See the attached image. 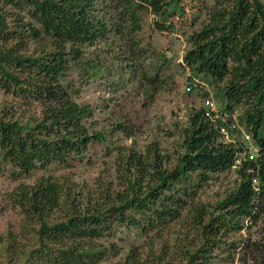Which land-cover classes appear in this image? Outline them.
<instances>
[{"label":"trees","instance_id":"1","mask_svg":"<svg viewBox=\"0 0 264 264\" xmlns=\"http://www.w3.org/2000/svg\"><path fill=\"white\" fill-rule=\"evenodd\" d=\"M1 1L26 12L34 22L28 23L25 33L0 11V42L4 44L0 88L18 101V106L4 102L0 107V156L22 173L45 169L53 162L66 163L70 157L81 158L94 139L104 138L100 131L89 130L86 117L91 109L73 100L74 89L67 84L66 77L82 60L80 47L113 33L131 44L130 55L137 56L135 34L142 27L143 12L153 14L156 29L173 32L170 17L183 11V0ZM219 15L214 28L207 26L206 33L198 34L201 40H192L184 60L195 75L205 74L216 82V103L208 92L203 96L214 102L220 117L210 120L203 105L192 112L183 129L182 152L168 167L155 146L144 155L121 152L123 188L105 187L100 200L85 198L83 206L76 196L67 197L70 192L52 176L20 187L19 204L29 217L24 218L23 227L34 241L26 244L20 260L11 258L14 248L9 231L2 248L7 261L2 264H100L110 255L118 257L110 264H147L148 259L142 261L134 248L120 255L124 251L113 235L122 227L162 233L181 217L196 236L192 240L183 231L177 242L183 264H211L217 250L231 255L243 249V240L231 235L264 214V0H229ZM238 34L245 37L246 46L238 47ZM25 37L42 42L41 51H24ZM67 42L78 47L66 48ZM228 60L233 63L232 75L222 85ZM103 68L97 61L85 66L89 76ZM186 86L188 92L201 84L190 79ZM32 105L39 106L38 115L24 113ZM237 107L241 109L237 122L253 135L256 151L252 158L248 141L220 139V126L232 136L238 133L232 116ZM232 167L239 182L225 196L214 204L198 203L191 197L192 186ZM64 201L68 208H60L63 214L51 217L50 212ZM105 239L109 245L102 242ZM160 259L159 252L150 263L162 264Z\"/></svg>","mask_w":264,"mask_h":264},{"label":"rangeland","instance_id":"2","mask_svg":"<svg viewBox=\"0 0 264 264\" xmlns=\"http://www.w3.org/2000/svg\"><path fill=\"white\" fill-rule=\"evenodd\" d=\"M181 5L183 11L170 17L173 32L156 29L153 14L148 10L143 12L142 27L135 34L139 46L137 56L130 55L131 44H126L113 33L80 47L82 60L66 80L74 89L73 100L91 109V115L86 117L88 128L100 131L104 135L102 141L94 139L81 158L70 157L66 163L53 162L45 169L35 168L28 173H22L0 156V264L7 261L2 248L9 231L13 236L11 241L14 248L11 258L20 260L26 244L34 241L33 234L23 227L24 218L29 217L19 204L20 187L34 184L41 176H52L53 181L63 185L64 191L70 192L67 197L76 196L80 206H83L85 198L93 202L100 200L105 187L112 191L123 188L122 165L118 162L121 152L127 155L136 151L144 155L150 146H155L160 156L166 159V167L176 162L178 154L182 152L183 129L188 125L189 115L202 105L206 106L203 93L208 92L216 103V82L205 74L195 75L184 57L192 47V40H201L202 36L198 34L206 33L207 26L214 28L217 25L220 11L229 6V0H183ZM0 11L13 19L16 25L18 23L17 28L25 33L28 23L34 24L26 12L1 0ZM237 37L238 47L246 46L245 37L242 34ZM25 39L27 47L24 51H41L42 42ZM67 43L66 48L78 47V43ZM2 45L0 42V48ZM22 45L25 43L22 42ZM92 61L99 62L106 69L89 76L85 66ZM227 64L222 72V85L232 75L229 72L233 63L228 60ZM190 79L201 84V87L194 86L187 92L186 85ZM4 102L18 106V101L0 88V107ZM29 109H23L24 113L29 116L39 114L38 105H32ZM240 111V107H237L232 115L239 130L236 136L232 137L228 132L227 135H220V139L223 142H239L245 141L248 135L247 144L250 149H255L253 135L237 122ZM194 179L198 180L195 175ZM238 182L239 176L232 167L213 174L208 181H201L199 186H192L191 191H194L191 197L198 203L214 204ZM68 206L67 201L60 203V207L50 212L51 217L63 214L59 212L60 208L63 210ZM186 214L185 210L183 215ZM183 219L181 217L162 233L153 231L145 234L134 228L122 227L112 239L119 245V250L124 251L120 255L134 248L142 261L148 259L145 261L147 264H151L150 261L159 252L162 264H183L184 258L178 252L177 242L184 235L183 231H188L192 240L196 237ZM245 225L244 229L231 235L232 239L243 240V249L239 248L231 255L217 250L211 264H264V214L258 221H248ZM102 242L109 245L106 239ZM242 252H245L244 255ZM117 259L110 255L100 264H110Z\"/></svg>","mask_w":264,"mask_h":264},{"label":"built area","instance_id":"3","mask_svg":"<svg viewBox=\"0 0 264 264\" xmlns=\"http://www.w3.org/2000/svg\"><path fill=\"white\" fill-rule=\"evenodd\" d=\"M186 89L188 90L189 89V86H186ZM206 106H205V108H207L206 109V111L204 112V115L206 116V117H208L210 120H212V121H215L217 118H219L220 117V114H219V112H218V110H217V106L214 104V102L213 101H208V100H206ZM235 125V124H234ZM219 133L221 134V135H227L228 134V130L225 128V127H223V126H220L219 127ZM249 136L248 135H246V138H248ZM245 155H246V153H245ZM248 157L249 158H252L253 157V153L252 152H250V154L248 155ZM238 161H240V160H237V162Z\"/></svg>","mask_w":264,"mask_h":264},{"label":"clouds","instance_id":"4","mask_svg":"<svg viewBox=\"0 0 264 264\" xmlns=\"http://www.w3.org/2000/svg\"><path fill=\"white\" fill-rule=\"evenodd\" d=\"M233 124H235L236 125V127H237V124L234 122ZM221 135V134H220ZM223 136V135H222ZM236 136V135H235ZM233 137V136H232ZM248 139V138H247ZM246 139V140H247ZM245 140V141H246ZM227 142H229V141H227ZM256 151V147H255V149L253 148V149H250V152H252L253 153V155H254V152Z\"/></svg>","mask_w":264,"mask_h":264}]
</instances>
